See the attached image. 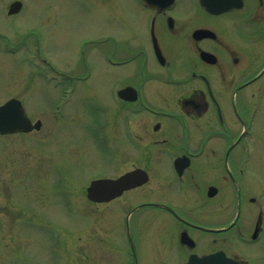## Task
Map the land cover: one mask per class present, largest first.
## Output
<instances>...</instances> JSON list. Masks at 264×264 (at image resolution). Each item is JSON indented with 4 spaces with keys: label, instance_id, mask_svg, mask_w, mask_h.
<instances>
[{
    "label": "flooded vegetation",
    "instance_id": "af4514ba",
    "mask_svg": "<svg viewBox=\"0 0 264 264\" xmlns=\"http://www.w3.org/2000/svg\"><path fill=\"white\" fill-rule=\"evenodd\" d=\"M8 9L15 17L24 5L14 14ZM120 16L118 30L86 41L82 67L86 47L101 53L105 108L123 137L120 174L112 178L142 170L147 181L105 204L145 212L154 233L148 263L220 253L250 264L243 249H264V148H255L253 130L264 90V0H174L164 7L125 0ZM18 51L12 63L45 83L40 37L30 27H0V57L9 62ZM50 70L60 85L80 79ZM125 88L131 91L120 97ZM10 98L23 102L11 95L0 104Z\"/></svg>",
    "mask_w": 264,
    "mask_h": 264
},
{
    "label": "rangeland",
    "instance_id": "374dc122",
    "mask_svg": "<svg viewBox=\"0 0 264 264\" xmlns=\"http://www.w3.org/2000/svg\"><path fill=\"white\" fill-rule=\"evenodd\" d=\"M12 1L0 0V27L32 28L57 71L80 79L91 73L60 85L48 69L44 83L36 75L27 79L28 67L12 63L19 51L9 62L0 57V103L19 96L26 115L42 121L39 131L0 136V264H133L128 235L139 264H152L146 260L154 233L145 212L127 214L118 201L93 204L85 195L92 179L120 174L123 137L105 108L101 53L86 47L84 68L80 51L105 29H119L125 0H22V13L9 17ZM257 106L254 146L262 149L264 90ZM257 249H243L250 264H264V249Z\"/></svg>",
    "mask_w": 264,
    "mask_h": 264
},
{
    "label": "water",
    "instance_id": "95a60500",
    "mask_svg": "<svg viewBox=\"0 0 264 264\" xmlns=\"http://www.w3.org/2000/svg\"><path fill=\"white\" fill-rule=\"evenodd\" d=\"M145 5L164 7L173 0H142ZM20 2L11 4L9 13H15L20 8ZM125 90L122 91L124 93ZM41 122L31 123L26 116L20 101L10 99L0 106V134L27 133L32 130H39ZM147 177L144 171H133L122 175L116 179L103 178L91 181L86 189L87 198L96 203L108 202L118 196L123 191L146 182ZM186 264H238L224 255L214 254L203 258L192 256Z\"/></svg>",
    "mask_w": 264,
    "mask_h": 264
}]
</instances>
